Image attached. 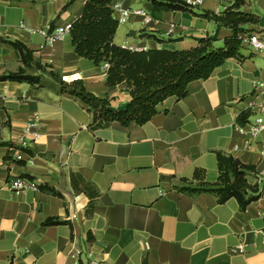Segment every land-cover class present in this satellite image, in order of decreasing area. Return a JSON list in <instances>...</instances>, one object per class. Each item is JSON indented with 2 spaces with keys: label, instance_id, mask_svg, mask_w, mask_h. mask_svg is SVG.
Here are the masks:
<instances>
[{
  "label": "crops",
  "instance_id": "0c3cea01",
  "mask_svg": "<svg viewBox=\"0 0 264 264\" xmlns=\"http://www.w3.org/2000/svg\"><path fill=\"white\" fill-rule=\"evenodd\" d=\"M68 1L0 0V38L23 43L35 63L64 81H83L113 110H123L130 101L126 84L109 87L105 67L79 57L69 33L48 43L36 32L71 24L89 0H74L65 9ZM109 1L152 19L145 24L131 16L114 36L117 46L182 51L207 37L222 46L231 35L189 13L155 10L151 0ZM245 2L244 10L259 21L242 35V58L192 82L185 98L159 104L141 126L112 123L91 131L92 118L81 103L59 93L57 82L34 67L27 73L40 77L39 84L0 82V141L13 145L0 146V264H264V132H240L257 111L248 103L264 101L255 89L264 81V55L247 41L252 34L264 38V0ZM233 3L203 0L197 9L220 14ZM22 67L18 51L0 42V75ZM35 115L40 138L18 163L19 140ZM217 152L255 167L247 180L262 195L245 211L235 199L220 204L210 193L180 190L195 185L197 174L217 181ZM26 176L58 195L12 192L8 182ZM48 219L61 223L46 226Z\"/></svg>",
  "mask_w": 264,
  "mask_h": 264
},
{
  "label": "trees",
  "instance_id": "16d2710c",
  "mask_svg": "<svg viewBox=\"0 0 264 264\" xmlns=\"http://www.w3.org/2000/svg\"><path fill=\"white\" fill-rule=\"evenodd\" d=\"M21 1V0H14ZM74 0H69L65 9ZM155 10L180 11L207 19L228 29L231 35L226 37L222 46H216L212 38L200 39L198 45L189 50L172 51L168 49H148L131 51L114 44L113 39L119 28L109 0H89L84 4L79 18L71 23L69 34L75 53L96 65H106V83L109 87L126 84L130 101L123 110H113L108 99H102L89 92L83 81H64L48 66L35 63L33 51L19 41L0 38L1 43L9 44L18 51L23 67L16 73L0 75V82H19L35 85L40 77L27 73L34 67L57 82L59 93L77 99L83 109L92 118L89 129L95 131L106 128L112 123L127 127L131 123L144 125L157 114V106L169 98L181 100L188 95L192 82L207 80L215 69L227 60L242 58L241 49L243 34L247 26L257 25L259 18L244 10L245 0H234V3L220 14L198 11L183 0H151ZM249 112H243L238 122L247 121ZM0 146L13 147L10 143L0 141ZM27 152V150H25ZM218 179L215 183L204 181L203 174L195 175L197 183L180 190L189 195L210 193L223 204L230 199L237 200L239 207L245 211L262 193L258 184H249L247 177L255 173V167L243 164L239 159L223 152H217ZM9 156L5 158L8 160ZM22 163V161H18ZM28 178V176H26ZM29 179V178H28ZM53 195L58 193L48 187H38ZM61 222L48 219L46 226Z\"/></svg>",
  "mask_w": 264,
  "mask_h": 264
},
{
  "label": "built area",
  "instance_id": "2783aa9c",
  "mask_svg": "<svg viewBox=\"0 0 264 264\" xmlns=\"http://www.w3.org/2000/svg\"><path fill=\"white\" fill-rule=\"evenodd\" d=\"M203 0H188L186 1L188 5L192 7H198L201 5ZM112 9L114 12V17L117 20L119 26L125 25L128 23L129 19L131 16L136 15L140 16L143 18L145 24H149L152 19L151 17L143 10H131L129 8H126L122 3H116L112 5ZM71 28V24H67L62 27H57L54 31H46V30H41V31H36L38 32L41 36H43L48 43H52L54 41H61L65 38V36L69 33ZM249 46L261 54L264 55V38H261L257 34H252L248 36L247 38ZM122 48L129 49L131 51H140L139 49L135 47H129V46H122ZM106 69V65H104ZM255 89L257 92L264 93V81L261 83H257L255 85ZM248 106L250 110H255V116L253 123L248 124L240 129L241 133H244L248 131L250 134L253 136H257L261 133L264 132V101H250L248 103ZM40 130H41V125H40V120L39 116L35 115L31 120H29L26 123L24 132L22 137L19 140L18 146L20 150L17 152L15 156V161H23L24 160V150L29 148V145L31 143L36 142L40 138ZM31 162V161H29ZM8 185L11 189L12 192H23L27 190H38V186L30 179L25 178V177H16L12 178L9 182ZM239 252L243 251L242 247H239L237 249ZM74 258H78V253L74 254ZM79 264V263H77ZM91 264H99L96 261H93Z\"/></svg>",
  "mask_w": 264,
  "mask_h": 264
}]
</instances>
